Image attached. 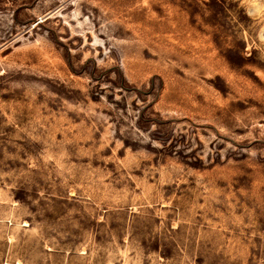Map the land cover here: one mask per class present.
Returning <instances> with one entry per match:
<instances>
[{"label": "rangeland", "instance_id": "obj_1", "mask_svg": "<svg viewBox=\"0 0 264 264\" xmlns=\"http://www.w3.org/2000/svg\"><path fill=\"white\" fill-rule=\"evenodd\" d=\"M0 264H264V0H0Z\"/></svg>", "mask_w": 264, "mask_h": 264}]
</instances>
